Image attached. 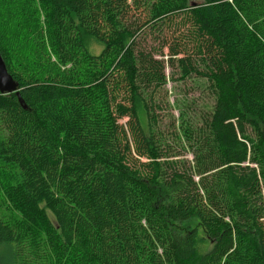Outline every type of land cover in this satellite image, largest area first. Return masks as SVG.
Segmentation results:
<instances>
[{
    "label": "trees",
    "instance_id": "trees-1",
    "mask_svg": "<svg viewBox=\"0 0 264 264\" xmlns=\"http://www.w3.org/2000/svg\"><path fill=\"white\" fill-rule=\"evenodd\" d=\"M0 54V264H264V0H0ZM167 67L211 95L191 159Z\"/></svg>",
    "mask_w": 264,
    "mask_h": 264
},
{
    "label": "rangeland",
    "instance_id": "rangeland-1",
    "mask_svg": "<svg viewBox=\"0 0 264 264\" xmlns=\"http://www.w3.org/2000/svg\"><path fill=\"white\" fill-rule=\"evenodd\" d=\"M192 2L197 3L200 2V0H192ZM171 29L172 26H165L163 33L168 35V33L171 32ZM152 42H154V44L156 43L153 40ZM85 44L87 49L94 54L99 53L102 48L101 44L90 37L85 38ZM163 52L166 53V49H164ZM166 74L168 75V82L166 85V99L168 103L162 102L160 103L162 109H156L160 117L158 133L165 141L169 142V144H173L180 149L179 143L170 137L169 130L171 122L175 120L177 123L179 120V111L186 112L189 117H191L190 114H193L198 119L206 110L207 104L211 102V95L208 90L205 89L203 81L195 78V76L180 80L179 77L177 78L178 75H176V73H174V75L172 74V69L170 67L166 68ZM138 114L141 125L146 129V116L141 106L138 108ZM181 151L186 158L191 159V154L188 151ZM17 180H19V175L16 168L9 162L0 159V190L5 192V190L14 185ZM0 213L6 215L10 214V206L7 197H5V200L0 206ZM48 217H51L49 213ZM188 226L198 229V252L202 253L206 251L210 247V243L206 240L198 223L193 220L184 224L182 227L185 229ZM1 257L7 259L3 260L5 263L9 259H12L9 249L0 243V258Z\"/></svg>",
    "mask_w": 264,
    "mask_h": 264
},
{
    "label": "water",
    "instance_id": "water-1",
    "mask_svg": "<svg viewBox=\"0 0 264 264\" xmlns=\"http://www.w3.org/2000/svg\"><path fill=\"white\" fill-rule=\"evenodd\" d=\"M192 4H194L192 2ZM16 93L18 96L19 103L23 108H25V104L22 101L21 97L18 95V83L13 79V77L8 73L4 60L0 54V93L1 94H9Z\"/></svg>",
    "mask_w": 264,
    "mask_h": 264
}]
</instances>
